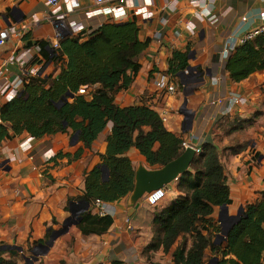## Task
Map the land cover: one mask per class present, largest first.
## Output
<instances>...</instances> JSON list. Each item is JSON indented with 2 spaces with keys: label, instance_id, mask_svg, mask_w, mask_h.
I'll return each instance as SVG.
<instances>
[{
  "label": "crops",
  "instance_id": "0c3cea01",
  "mask_svg": "<svg viewBox=\"0 0 264 264\" xmlns=\"http://www.w3.org/2000/svg\"><path fill=\"white\" fill-rule=\"evenodd\" d=\"M144 1L151 4L150 18L134 13L131 0L123 5L125 14L118 18L93 13L98 7L93 0H78L71 11L63 2L61 9L67 11L65 22L83 26L81 31L70 32L81 40L105 23L135 19L138 38L147 44L139 55L137 72H129L132 80L114 94V103L148 106L165 116L162 121L168 131L192 146L217 147L230 203L214 206L207 219L219 226L212 242L224 247L223 223L264 194V70L241 81L232 80L226 70L227 57L241 44L240 38L262 23L264 0H134L136 5ZM117 4L112 0L104 7ZM32 17L37 22L22 36L11 37L0 46V87L17 77L33 75H40L48 87L60 72L61 62L42 52L43 43L48 56L59 46L47 39L54 30L49 6L43 0H0V30ZM25 50L31 54L28 60L20 57ZM175 52L186 55L191 68L188 74L180 75L183 70L168 73ZM160 81L172 84L174 92L159 88ZM5 102L0 93V107ZM111 126L108 122L74 160L66 154H74L83 144L78 140L72 143L69 132L40 138L23 132L0 143V258L17 264L174 263L182 237L167 251L162 245L148 248L156 233L152 224L155 209L143 202L144 196L136 207L132 193L109 203L113 222L105 233L86 236L72 222L47 250L40 244L53 230L62 229L70 209L75 219L88 208L96 213L93 203L85 209L80 201L85 173L100 163L99 154L105 152ZM125 155L134 171L157 168L135 147ZM178 184L177 178L164 186L166 195L159 208L183 194ZM213 257L217 260L210 263ZM221 260L220 254L206 250L204 264ZM178 264H182L180 260ZM260 264H264V252Z\"/></svg>",
  "mask_w": 264,
  "mask_h": 264
},
{
  "label": "trees",
  "instance_id": "16d2710c",
  "mask_svg": "<svg viewBox=\"0 0 264 264\" xmlns=\"http://www.w3.org/2000/svg\"><path fill=\"white\" fill-rule=\"evenodd\" d=\"M138 30L132 19L105 23L83 40L68 33L59 39L51 56L43 43L47 58L61 62L57 77L48 87L40 75L24 77L17 95L0 107V143L23 132L34 138L77 132L83 147L66 154L70 160L79 158L83 148H89L111 122L105 152L99 154L100 163L85 173L82 198L88 204L97 199L114 202L132 192L135 171L125 155L129 148H137L148 164L157 168L183 152L181 138L166 129L158 112L145 105L120 107L114 103V94L132 80L129 72H137L139 55L147 44L139 40ZM186 67V55L175 52L168 73L176 74ZM226 70L234 81L264 70V33L238 45L227 57ZM80 87L91 90L79 93ZM102 165L108 170L105 178ZM190 168L178 178L183 194L155 208L152 224L156 233L148 248L162 245L167 251L181 236L173 264L179 260L182 264H204L207 249L222 256L218 264H260L264 252V194L246 205L240 219L229 228L222 247L212 242L219 226L207 219L214 206L230 203L217 147H202ZM79 218L77 226L86 236L105 233L113 222L110 215H98L89 208ZM227 255L234 258L225 259ZM0 264L17 263L0 258ZM111 264L127 263L114 260Z\"/></svg>",
  "mask_w": 264,
  "mask_h": 264
},
{
  "label": "built area",
  "instance_id": "2783aa9c",
  "mask_svg": "<svg viewBox=\"0 0 264 264\" xmlns=\"http://www.w3.org/2000/svg\"><path fill=\"white\" fill-rule=\"evenodd\" d=\"M46 5L50 8V14L52 15V20L54 24V30L53 33L47 38L49 43L53 45H57L59 39L72 32V31H81L83 29V26L80 24H76L74 22H65V16L67 11H71L75 7L78 6V0H43ZM94 3L98 6L97 9L94 10L93 13H102V14H110L115 18L121 17L125 14V8L123 5L128 0H117L118 4L115 6H109L104 7V4L112 1V0H93ZM131 6H133V12L141 15L143 18H150L152 16V9L151 4L149 2L144 1L142 4H135L134 0H131ZM65 3L66 10L65 12H62L61 5L62 3ZM263 19L262 23L250 30L248 33H246L243 37L240 38V43H244L246 41L254 39L257 35L264 33V13L261 16ZM37 22V18L32 17L30 21H22L18 25H10L7 27H4L0 30V46H3L11 37L19 38L20 35L22 36L23 33H25L31 25H34ZM31 54L29 51L25 50L22 52L20 57L24 60H28L30 58ZM19 59V57L17 58ZM10 60H13L11 58ZM21 61V60H20ZM23 62V61H21ZM33 73V71L31 72ZM25 81L24 77H17L11 82H7L3 84L0 87V93L3 94L6 101L11 100L14 98L19 90L22 88L23 83ZM157 85L161 89H165L168 92H174L175 87L172 84H167L163 81L157 82ZM79 93H86L85 87H80ZM162 120L165 119V116L162 115ZM181 149L184 150L186 148H193L195 150V154L198 155L201 151L200 148L192 146L187 140L181 138ZM165 188H158L155 190H152L148 193L144 194L143 202L146 203L148 206L155 207L158 206L161 201L165 198ZM93 209H95L96 214L98 215H107L111 211V207L109 203L95 200L93 202Z\"/></svg>",
  "mask_w": 264,
  "mask_h": 264
},
{
  "label": "water",
  "instance_id": "95a60500",
  "mask_svg": "<svg viewBox=\"0 0 264 264\" xmlns=\"http://www.w3.org/2000/svg\"><path fill=\"white\" fill-rule=\"evenodd\" d=\"M191 71L190 66L186 67L182 71L181 74H188ZM69 95V94H68ZM78 140L77 132L73 133L71 136V142L74 143ZM196 157L195 150L191 147L186 148L183 150V152L176 157L175 159L171 160L170 162L166 163L165 165L155 168V169H145L143 167H139L135 171V182H134V188L132 190V200L135 201V206L138 207L140 205V200L144 196L145 193H148L152 190L162 188L165 185L171 183L172 181L179 178V176L186 171L189 170L191 163L193 162L194 158ZM102 174L103 177H107L108 170L107 168L102 165ZM80 206L82 208H87L88 203L85 200L80 201ZM243 209H240L238 214L236 216L230 217L227 222L223 223V233L224 237H226L229 228L240 219L241 214L243 213ZM71 215L68 217L62 224V229L60 230H53L51 234L49 235V239H47L44 243H40L45 250L49 248V246L52 244L54 239L58 237L62 231H66L68 229V226L70 223H78L79 217L76 219L74 217L75 213L70 209ZM20 251H22V248H18ZM35 258V257H34ZM36 259V258H35ZM217 260V257H213L210 259V263H215ZM208 264V263H207Z\"/></svg>",
  "mask_w": 264,
  "mask_h": 264
},
{
  "label": "rangeland",
  "instance_id": "374dc122",
  "mask_svg": "<svg viewBox=\"0 0 264 264\" xmlns=\"http://www.w3.org/2000/svg\"><path fill=\"white\" fill-rule=\"evenodd\" d=\"M155 208H158V206H156V207H153V208H151V209H155ZM30 262H32V260L30 259V260H28V263H30Z\"/></svg>",
  "mask_w": 264,
  "mask_h": 264
}]
</instances>
